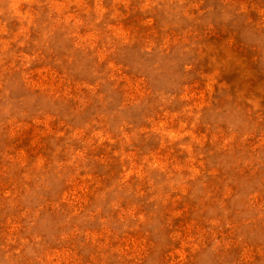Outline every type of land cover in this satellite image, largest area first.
Wrapping results in <instances>:
<instances>
[{
	"label": "rangeland",
	"instance_id": "obj_1",
	"mask_svg": "<svg viewBox=\"0 0 264 264\" xmlns=\"http://www.w3.org/2000/svg\"><path fill=\"white\" fill-rule=\"evenodd\" d=\"M0 264H264V0H0Z\"/></svg>",
	"mask_w": 264,
	"mask_h": 264
}]
</instances>
